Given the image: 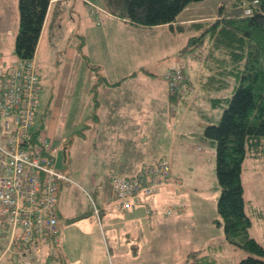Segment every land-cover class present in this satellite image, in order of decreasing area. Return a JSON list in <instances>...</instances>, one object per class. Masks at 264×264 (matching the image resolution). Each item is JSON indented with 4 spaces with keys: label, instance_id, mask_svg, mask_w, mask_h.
Instances as JSON below:
<instances>
[{
    "label": "rangeland",
    "instance_id": "obj_1",
    "mask_svg": "<svg viewBox=\"0 0 264 264\" xmlns=\"http://www.w3.org/2000/svg\"><path fill=\"white\" fill-rule=\"evenodd\" d=\"M88 1H92L91 8L107 11L104 0ZM224 2H195L181 16H204L198 19L203 29L196 36L201 35L219 16L220 6ZM86 5L88 18L90 10L87 0ZM232 5L230 0L226 3L227 9ZM62 8L61 5L54 6L39 42L37 64L43 89L36 107V125L41 124L43 118L50 120L55 111V131L48 132L47 123L43 130L53 136L54 146L63 143V147L67 148V151L60 148L57 158V167L66 170L69 176L61 186L58 207L61 222L67 224L63 239L71 258L85 255L84 249L88 247L87 255L97 256V264H185L187 252L201 250L200 255L204 257L199 264H240V260L249 252L230 243L225 237L223 224L219 223L222 218L217 203L221 190L216 173V146L203 136L208 121H199L202 119L200 114L208 113L216 123L226 106H211L207 98L202 97V105H197L193 100L194 103L187 107L183 105L186 101L180 97L173 109L166 100L170 90L168 75H189L192 92L198 96H206L212 89L203 86L202 81V77L209 73L203 62L205 56L201 53L204 46H188L184 42V45L177 46L165 27L138 28L132 24L125 27L120 21L115 23L113 20L108 22L107 28H103L102 23L94 26L87 21L81 28L84 33L77 36L76 31L71 34V16L67 19ZM74 16L76 19L77 15ZM186 29L197 30L191 26H186ZM14 44L5 51L8 57ZM3 53L4 48L0 45V55ZM103 73L110 81L117 77L123 79L127 74L129 77L123 80L122 85H111L109 81L106 85L102 82ZM204 79V82L209 80L208 77ZM188 82L185 91L188 90ZM237 83L233 77L231 87L224 94L214 95L231 96ZM96 101L98 106L101 104V109L95 108ZM115 106L117 110L124 108L127 115L132 111L133 119L138 112L141 113L149 124L148 133L145 132V123L133 119L129 126L105 130V125L97 122V113L100 119L106 121L114 117ZM188 127L194 131L183 137L180 132L176 135L178 128L185 131ZM161 154H165L174 168L175 176L181 179L180 187L186 189L185 193L179 192L177 187L171 200L180 202L181 210L188 207L191 213L179 215L175 211L168 217H162L160 220L164 224L160 226L164 227L148 230L136 239L122 235L124 227L117 225L114 229L117 237L114 238L109 232L105 240V256L96 246L98 241L92 230V220L98 219L95 204L102 206L108 197L111 173L118 171L127 175L131 170L139 169L145 160L155 161ZM116 159L129 162L120 163ZM242 179L246 211L253 220L251 234L264 245L262 152L254 156L248 151ZM118 213L124 217L123 211ZM177 218L181 221L168 225L170 220ZM59 234L61 236V231ZM3 244L5 240L0 238V245ZM63 253L61 248L55 247L54 257L49 264H62L58 256ZM43 259L39 256L38 262H44ZM84 263L88 264L87 261ZM13 264H17V261Z\"/></svg>",
    "mask_w": 264,
    "mask_h": 264
},
{
    "label": "trees",
    "instance_id": "obj_2",
    "mask_svg": "<svg viewBox=\"0 0 264 264\" xmlns=\"http://www.w3.org/2000/svg\"><path fill=\"white\" fill-rule=\"evenodd\" d=\"M18 1L20 18L14 51L20 59L28 60L36 54L51 0ZM199 1L202 0H104V5L117 17L134 25L156 26L172 24L188 5ZM231 1V8L227 9L224 2L216 20L201 35L192 36L187 45L204 46L201 53L209 73L202 81L203 86L212 89L203 97L211 106H226L216 123L213 117L206 115L208 123L203 132L216 146V173L221 190L217 203L222 218L219 223L223 224L230 243L249 252L240 264H264V245L251 234L253 220L246 211L242 179L248 151L254 156L261 152L264 155V0ZM204 77L209 80L204 82ZM233 77L238 81L234 92L223 96L231 87ZM186 81H189L188 90H169L171 102L186 98L192 92L189 75ZM109 83L116 85L120 80ZM222 92L220 96L214 95ZM44 128V120L35 125L34 140ZM200 254L201 250L190 251L185 264H199L204 257ZM192 257L195 259L191 260Z\"/></svg>",
    "mask_w": 264,
    "mask_h": 264
},
{
    "label": "built area",
    "instance_id": "obj_3",
    "mask_svg": "<svg viewBox=\"0 0 264 264\" xmlns=\"http://www.w3.org/2000/svg\"><path fill=\"white\" fill-rule=\"evenodd\" d=\"M12 55L10 65H0V217L2 233L8 243L6 250L45 237L59 245V194L69 176L66 170L57 167V158L60 148L64 151L67 148L63 143L54 146L43 129L37 140L33 139L36 107L43 89L37 59L34 56L22 60L15 51ZM166 78L170 89L185 91V74ZM173 173L165 157L140 166L132 174L113 171L107 206L117 210L133 209L155 195L164 182L171 181ZM176 209L168 206L160 210L147 205L146 212L169 216ZM95 212L100 214L96 204Z\"/></svg>",
    "mask_w": 264,
    "mask_h": 264
},
{
    "label": "crops",
    "instance_id": "obj_4",
    "mask_svg": "<svg viewBox=\"0 0 264 264\" xmlns=\"http://www.w3.org/2000/svg\"><path fill=\"white\" fill-rule=\"evenodd\" d=\"M87 2L89 4L88 8L92 14L91 15L89 12L90 16L88 18L86 17V11H87L86 0H51L39 42L43 38L44 29L48 25L51 12L54 9L55 5L56 6L61 5V7H63L62 11L64 12V16L67 15V19H69L71 16L70 19L73 22V27L71 28L70 31H71V34H74V32L76 31L75 34H77V36L79 35V33H84V30H81V28L86 24L87 21L89 23L91 22V24L94 26H96L97 24L100 25L102 23L101 25L103 26V28H107L108 22L111 20H113V22L115 23L120 21V23H122L125 27H129V25L132 24L124 19L117 17L116 15H113L108 10L106 12H100L101 8L93 9L90 6V2L92 1L89 2L87 0ZM190 5H188L179 14V16L177 17V20L173 22L172 24H162V25H156V26H142V25H134V24L132 25L138 28H153V27L164 28L165 27L169 31L171 39H173L176 42L177 46L184 45L185 43L187 44L188 40L192 36H196L197 32L198 31L201 32V30L203 29L202 26H198L196 24L199 23V21H201V20H198L199 18L204 17V16L203 17H198V16L193 17L191 15H188L185 17L181 16V14L184 13V11H186L187 9H189V7H191ZM101 13H104V15L102 16ZM75 14L77 15L76 19L74 16ZM19 18H20V15H19V1L18 0H0V45L2 49L4 48V53L0 55V65L2 66L3 65L8 66L12 63V57H13L12 54L15 49L14 48L12 49V52L9 57L6 55L5 51L8 50V48L12 46V44L15 42L16 33L19 27ZM186 26H191L193 28H196L197 30H193V29L187 30ZM182 42H184V44H182ZM38 49H39V43H38L37 51L35 54L36 59L38 58L37 56ZM72 50H75V48H72ZM96 65L101 66L98 64ZM99 68L101 69L102 66ZM103 75L104 77H103L102 82H105V84L108 81L116 82L120 80V83L116 84L115 86L122 85L123 80L129 77V74H127L126 77L123 79L120 77H117L115 80L110 81L107 79V76H105L106 74L103 73ZM130 76H133V74H131ZM191 93L193 94H189L188 96H186V98H183L186 101V103H184L183 105L188 107L194 103L193 100H195L196 103H198V105H202V102L200 101V99L203 96H198L195 92H191ZM166 100L170 104V107L175 109L174 105L176 102H171V100L169 99V94ZM127 104L129 105V98L127 99ZM97 106L98 105L96 101L95 103L96 109L99 108L101 104L98 107ZM116 107L117 106H115V109H114L115 111L114 117L108 118L106 121L103 119H100V114L97 113V115H99L97 122L105 125L104 126L105 130H108V128L110 130H118L117 129L118 126L119 127L129 126V123L132 124V119H133L132 111H129V115H127L124 108L117 110ZM99 109H101V107ZM111 112H112V108H111ZM118 115L119 117H117ZM200 115L202 116L201 118L205 120V121H202V119H199L200 122L204 123L208 121L207 120L208 116H206V115H209L208 113H203ZM142 116L143 115L138 112L137 117H135L133 120L136 122L141 121L142 123H145L143 124L146 127L145 132L148 133L149 124L146 120L142 118ZM43 120L45 119L43 118ZM46 121L48 124L47 131L53 132V130L56 128V123H57L55 111L53 112L51 119L49 120L47 118ZM193 131L194 130L192 129V127H188L187 129H185V131H182L180 128H178V130H176L175 133L177 135V133L180 132V134L183 137L186 133H190ZM48 135L49 134H47V136ZM48 138L53 139V136L49 135ZM164 155L165 154H161L160 157H165ZM116 161L120 163H125L124 161L129 162V160H125V159H116ZM145 162H147V160H145ZM172 162L174 166L175 163L173 160ZM137 170L138 168L134 171L129 170L130 171L129 174H132L136 172ZM177 179L180 181L178 182ZM180 185H181V179L177 178L175 174L173 173V178L171 179V181L169 180L168 182H164L161 186H159L157 194H155L154 196H151L150 198L146 199L144 202L138 204L135 208L127 209V210H117L114 207H110V206L108 207L107 206L108 197H106L105 203L100 207L98 206L100 208V214L99 215L96 214L98 219L92 220L93 221L92 230L94 229V232L97 236V241H98V243H96V246L100 249L101 253H104L105 256H107L105 240L108 239L109 232L111 236H113L114 238L117 237L118 234L116 231H114L117 225H122V227H124V230L122 231V235H129V237H133L135 239L137 237H140L141 233H142V236L145 235V233H147L148 230L152 231L156 229L157 227H164V226H160L161 224H164L162 220H160V218L168 217V216H164L162 214L148 215L146 212L147 205L156 207L160 210H164L168 206H174L175 208H177L175 211L178 212L179 215L191 213V211L188 210V207L181 210L179 208L181 203L180 202L177 203L176 201L171 200V198L173 197L172 195L176 193L177 187H178L179 192H184V193L186 192V189H183L182 187H180ZM109 190L107 194H109ZM178 191L177 193H179ZM182 202L184 201L182 200ZM189 209H190V205H189ZM119 211H123L122 214L124 217H120V214L118 213ZM178 220L181 221L180 218L170 220L168 222V225H174L175 223L179 222ZM66 225H67L66 223L63 224L61 222V218L59 217V231H61V236L59 234V237H60L59 245L55 244V242L50 237H45L42 239L33 240L31 243L24 244L21 247L17 245H13L11 249L6 250L8 243H7L6 236L3 235L2 233L1 217H0V238L5 240V245L4 244L0 245V264H13L15 263V260L17 261V264H28V262H26L27 260L34 261L35 264H49L50 260H52L54 257L53 250L55 247L58 249L61 248L64 252L62 255L58 256L59 258L62 259V264H85L84 262L86 261L88 262V264H97L99 261L97 256L87 255L88 247H85L84 249L85 255H81V257H79L78 255H74V259L71 258V255H69L68 253L69 249L67 247L65 239H63V233L65 231ZM127 226L129 227V230ZM106 228H110V229L107 230ZM53 245H55V247ZM81 249H82V246H81ZM110 252H112L111 249H110ZM188 253L189 252H187L186 255ZM44 255H46V258ZM137 255H139V253H137ZM39 256L41 258L44 257L43 260L45 261L42 263L38 262Z\"/></svg>",
    "mask_w": 264,
    "mask_h": 264
}]
</instances>
